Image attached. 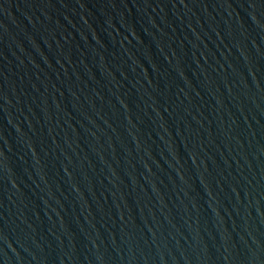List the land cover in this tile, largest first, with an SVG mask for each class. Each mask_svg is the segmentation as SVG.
I'll use <instances>...</instances> for the list:
<instances>
[{
  "label": "water",
  "instance_id": "1",
  "mask_svg": "<svg viewBox=\"0 0 264 264\" xmlns=\"http://www.w3.org/2000/svg\"><path fill=\"white\" fill-rule=\"evenodd\" d=\"M0 264H264V0H0Z\"/></svg>",
  "mask_w": 264,
  "mask_h": 264
}]
</instances>
